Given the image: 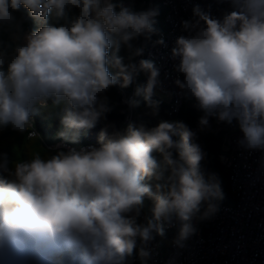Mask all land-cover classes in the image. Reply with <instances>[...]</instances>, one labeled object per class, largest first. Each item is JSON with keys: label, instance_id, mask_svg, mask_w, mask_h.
Instances as JSON below:
<instances>
[{"label": "clouds", "instance_id": "obj_1", "mask_svg": "<svg viewBox=\"0 0 264 264\" xmlns=\"http://www.w3.org/2000/svg\"><path fill=\"white\" fill-rule=\"evenodd\" d=\"M220 2L229 4L220 17L196 4L181 21L171 58L183 78L174 84L202 111L199 131L211 118L235 120L238 145L264 150V0ZM22 8L27 16L18 17ZM157 15L124 0H0V30L15 41L0 39V129L35 138L34 118L60 108L57 137L79 144L103 122L95 145L14 161L0 154V264H129L134 252L146 264L165 224L179 223L174 244L183 247L194 222L219 212L221 181L201 166L207 154L197 131L183 121H108L106 93L117 84L135 85L130 108L142 97L159 114L152 97L160 69L137 60L144 47L134 44L158 33ZM29 18L36 27L25 32ZM142 73L145 84L137 82Z\"/></svg>", "mask_w": 264, "mask_h": 264}, {"label": "built area", "instance_id": "obj_2", "mask_svg": "<svg viewBox=\"0 0 264 264\" xmlns=\"http://www.w3.org/2000/svg\"><path fill=\"white\" fill-rule=\"evenodd\" d=\"M132 4L133 2L130 5ZM163 4L167 9V30L160 33L147 50L144 49L139 59L146 56L155 61L160 69L162 84L155 89L152 98H169L172 116L179 113L184 98L174 84V80L180 76L173 67L178 61L171 58L175 40L183 34L181 21L191 19L192 8L196 4L216 17H220L229 8L226 2L220 0H164ZM151 7L152 3L149 9ZM160 38L165 43L154 44ZM128 120H132L131 115L126 116L123 126ZM33 130L39 137L36 129ZM241 137L242 132L234 120L224 138L220 156L221 162L229 170L234 203L220 205L219 212L211 219L194 222L196 233L184 241L183 247L173 242L167 255L163 254L162 243L156 235L150 245L151 258L146 264H264V150L249 151L241 148L238 145ZM53 148L70 147L59 143ZM177 227L178 222L165 224L164 230ZM135 261L141 264L139 257Z\"/></svg>", "mask_w": 264, "mask_h": 264}, {"label": "trees", "instance_id": "obj_3", "mask_svg": "<svg viewBox=\"0 0 264 264\" xmlns=\"http://www.w3.org/2000/svg\"><path fill=\"white\" fill-rule=\"evenodd\" d=\"M131 2H133L132 5ZM164 0H124L125 5H130L134 10H146L149 9L150 3H152V9L158 10V15L155 17V27L158 33L153 35L151 40H145L141 37L139 40L134 41L136 46H143L147 50L151 42L157 38L160 33L167 30L166 13L167 9L163 4ZM78 13L77 9H72L70 17L75 16ZM19 16H27L26 10L23 8L16 13ZM36 27L35 22L32 19H26L23 24L24 31H30ZM0 39L13 42L10 32L7 29L0 30ZM126 50L121 49L120 55H126ZM137 60L139 57L136 58ZM147 57L145 56V58ZM153 61V60H152ZM155 63V61H154ZM156 64V63H155ZM183 78V77H182ZM147 77L142 73L137 82L139 84H145ZM135 85L128 88H122L119 84L112 87L113 98L109 100L113 110L108 114V121L115 122L117 127H122L127 115H131L132 121L137 123H144L147 127L156 126L161 120L167 121H183L192 130L197 131L198 143L202 150L206 152V158L202 161V168L206 172L217 173L221 181V187L223 191V199L219 201L220 205H232L234 203V195L230 188V174L229 170L221 162L220 156L223 149V141L226 135L229 133L230 125L227 123H218L215 118L210 119V127L204 131L198 130L199 117L203 115L202 111L196 107V102L192 98H183V104L178 114L170 115V99L167 97L152 98L153 100L160 102L159 114L153 115L151 110L146 106L143 98H139L141 103L139 107L130 108L125 102L130 97H133ZM60 108L53 110V114L48 111L41 110L40 113L34 118V129L39 133V137L29 139L28 134L14 131L10 126L0 134V154H7L9 161H14L17 155L24 159L28 158L30 152H42L46 154H54L56 151L54 146L61 143L68 147H81L88 145H95L103 122L97 124V126L84 135H82L79 144H72L70 142L63 141L57 137V132L60 129L59 120L55 113H59ZM148 205V211L144 210L145 214H150V208L152 202L146 200ZM179 227L172 230H164V235H157L158 240L162 243L161 249L164 255H167L170 251V246L174 242V239L178 233ZM138 254L134 252L133 256L129 258V264H137L135 261L138 258Z\"/></svg>", "mask_w": 264, "mask_h": 264}, {"label": "rangeland", "instance_id": "obj_4", "mask_svg": "<svg viewBox=\"0 0 264 264\" xmlns=\"http://www.w3.org/2000/svg\"><path fill=\"white\" fill-rule=\"evenodd\" d=\"M226 4H227V6H228V8H229V4L226 2ZM25 32H27V31H25ZM14 43H15V41H13ZM106 95L109 97V100L110 99H112L113 98V95H112V92H111V90H109L107 93H106ZM4 132V130H0V134L1 133H3ZM33 139V138H32ZM59 149H62V150H64L63 148H59ZM57 150V149H56ZM144 210L145 211H148V205H147V202L145 201V208H144Z\"/></svg>", "mask_w": 264, "mask_h": 264}, {"label": "water", "instance_id": "obj_5", "mask_svg": "<svg viewBox=\"0 0 264 264\" xmlns=\"http://www.w3.org/2000/svg\"><path fill=\"white\" fill-rule=\"evenodd\" d=\"M64 150H66L67 148H63Z\"/></svg>", "mask_w": 264, "mask_h": 264}]
</instances>
